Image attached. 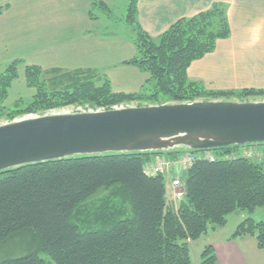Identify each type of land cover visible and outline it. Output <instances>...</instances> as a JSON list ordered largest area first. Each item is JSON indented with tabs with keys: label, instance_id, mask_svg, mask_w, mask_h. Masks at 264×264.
I'll return each instance as SVG.
<instances>
[{
	"label": "trees",
	"instance_id": "1",
	"mask_svg": "<svg viewBox=\"0 0 264 264\" xmlns=\"http://www.w3.org/2000/svg\"><path fill=\"white\" fill-rule=\"evenodd\" d=\"M125 22L134 32L135 55L124 63L148 74L139 90H113L105 74L96 76L98 69L57 72L30 64L25 65V76L37 92L30 101L11 108L5 99L18 74L20 62L14 60L0 73V123L68 105L109 109L133 102L139 106L264 100V88L211 89L188 76L194 60L230 35L225 3L216 1L180 17L153 37L138 19V0H130ZM261 145L264 142L210 150L77 155L2 171L0 242L26 231L35 236L36 250L4 258L0 264H193L190 244L224 226L235 211L246 215L231 237L253 236L263 248L264 219L256 220L252 214L264 207V162L242 154L248 146L264 151ZM185 152L201 156L184 166L185 177L172 175ZM157 156L170 162L167 174L182 180L184 194L178 201L172 193L171 198L166 194V173L144 169ZM39 251L52 261L47 262ZM215 261L214 249L206 243L198 264Z\"/></svg>",
	"mask_w": 264,
	"mask_h": 264
},
{
	"label": "crops",
	"instance_id": "2",
	"mask_svg": "<svg viewBox=\"0 0 264 264\" xmlns=\"http://www.w3.org/2000/svg\"><path fill=\"white\" fill-rule=\"evenodd\" d=\"M44 1L48 3L46 14L40 15L38 10L32 14L31 20L29 16L16 19L30 23L35 33L41 29V25L48 24L52 27L47 38L41 32L37 36L33 34L32 48L41 44L36 55L28 59L29 62L43 68L106 66L110 78L117 79L121 73H127L125 79L131 75L126 80L127 86H123L126 90L135 91L140 88L148 74L132 64L124 63L135 55L133 43L128 38L112 40L115 45L106 41L111 37L86 34V30L90 29L86 6L93 0ZM216 1L227 5L230 35L219 39L213 51L190 64L187 69L189 78L201 81L206 87L213 89L264 88V0H138V19L142 27L156 37L178 18L205 10ZM5 9L10 10L7 5ZM21 11L23 8L19 15H24ZM42 20L43 23L39 25L38 22ZM64 20L66 24L59 28ZM45 40L47 45L43 47ZM119 45L123 47L124 56L121 59H109L110 52ZM126 55H130V58H126ZM70 56H74V59ZM176 171L179 173L180 170ZM168 177L167 188L171 194V175ZM245 215L238 211L230 213L224 226L212 230L207 243L214 249L215 264H264V255L261 259L254 258L260 251L264 252V247H258L255 237H231ZM252 215L256 220H263L264 207L257 208ZM227 226L231 227L230 235L219 237V230H224Z\"/></svg>",
	"mask_w": 264,
	"mask_h": 264
},
{
	"label": "water",
	"instance_id": "3",
	"mask_svg": "<svg viewBox=\"0 0 264 264\" xmlns=\"http://www.w3.org/2000/svg\"><path fill=\"white\" fill-rule=\"evenodd\" d=\"M264 142V100H195L27 115L0 123V172L77 155Z\"/></svg>",
	"mask_w": 264,
	"mask_h": 264
},
{
	"label": "rangeland",
	"instance_id": "4",
	"mask_svg": "<svg viewBox=\"0 0 264 264\" xmlns=\"http://www.w3.org/2000/svg\"><path fill=\"white\" fill-rule=\"evenodd\" d=\"M100 1L102 2V0H93L91 1V3H89L86 6L88 7L87 14L89 17L88 26L90 27V29L86 30V34L95 33V34H102L106 38L111 37L112 39H109L106 41H108L109 43H114V44L115 42L113 41H116L118 39L121 40V39L128 38L132 42L134 32L132 30V27L125 22V14H126L127 6L130 0H109L108 2L103 1L102 3H104L107 8L102 7V5L100 4L101 3ZM6 5H7V8H10V10L5 9ZM47 5L48 3L45 2L44 0H4V1L0 0V73L4 71V68L6 67V65L10 63L11 61L18 60L20 62L19 63L20 65L18 67V74L12 80L11 84L9 85L7 96L5 99V104L7 106H10L11 108L17 102H21L20 104H22V103L30 101L37 92V89L34 86L30 85L26 79L25 65L33 64L29 62L28 59L36 55L38 49L40 48V44H41V43L38 44L36 48L33 49L31 46V38L33 34L35 33L34 28L32 27L30 23H23V22L17 21L16 19L25 18L29 16L31 20L32 14L37 12L38 10H40V15L46 14ZM21 8H23V11H21V14H24V15H19V11ZM47 21L49 22V20ZM65 21L66 20H64V22L59 28H62L66 24ZM42 23H43V20L38 22L39 25ZM40 27L41 29L35 33V36H37L41 32V35H43L44 38H47V35L50 32L49 29L51 30L52 27L48 24L41 25ZM42 45L43 47H45L47 45V41L45 40V43H42ZM122 50H123L122 45L116 46V48L112 50L109 54L111 58L110 57L108 58L113 60L114 58L119 57L121 59L124 56L122 54ZM84 55L82 56L84 57ZM126 56H127L126 58H130V55H126ZM70 57L74 59V56H70ZM41 68L47 69L48 71L52 69V67L51 68L41 67ZM55 69L57 72H67V71L75 70V69H93L95 71L98 69L100 73H98L96 76L102 77V74H105L109 78L110 82L113 80V82H111V84H113L112 86L113 90L132 92V91L126 90V88L123 87L124 85L127 86L126 80L131 75L126 77L125 79L124 76L127 73H121L120 75H118L117 79H113V77L110 78L107 74L106 66H104L103 68L62 67V68H55ZM51 74L52 73H50V75ZM98 77L96 78L95 81L100 83L101 81H99ZM204 86L206 87V85ZM248 99L256 100L260 98L259 97H248ZM135 105L136 104H134L133 102L130 104H125L123 106H135ZM76 110L84 111V110H92V109L87 108L86 106H81V105H78V106L68 105V106L58 108V109L49 110L45 113L76 112ZM32 115H40V114L35 113ZM260 147L264 148V145H261ZM178 166H177L178 170H180L179 174L181 175L180 177L181 178L185 177V174L182 175L184 166L181 165V163L178 164ZM176 173L177 171L172 172V175H176ZM168 175L169 173L165 174L164 182L166 186V194L168 197H170V191H169V188H167L169 184ZM230 228H231L230 226L229 227L227 226L224 230H219L218 232L219 237L224 238V237L229 236ZM211 235H212V230H209L207 234H201V236L198 239H196L194 242L190 244L189 246L190 255L192 257L193 264L197 263V260L199 261L200 252L205 246V244L207 243V240L209 239ZM34 240H35V236L32 233L25 231V232L12 235L11 237L1 241L0 242V260L4 258L20 256L28 252H33L34 250H36V244ZM38 253L47 262L52 261L51 258L46 253H43L41 251H39ZM259 253L260 254H258L257 256H254L255 259H261V257H263L264 254L262 253L264 252L260 251Z\"/></svg>",
	"mask_w": 264,
	"mask_h": 264
},
{
	"label": "built area",
	"instance_id": "5",
	"mask_svg": "<svg viewBox=\"0 0 264 264\" xmlns=\"http://www.w3.org/2000/svg\"><path fill=\"white\" fill-rule=\"evenodd\" d=\"M123 106V105H119ZM119 106H114V107H119ZM79 110V109H78ZM77 111V110H76ZM242 154L245 156H254L259 158L261 161L264 162V151L255 148V147H245L242 149ZM210 159H213V156L211 154ZM201 155L193 154L190 152H185L178 160L177 163L175 164H180L183 166H186L189 164L192 160H194L196 157H199ZM170 162L165 159L164 157L157 156L152 162L147 163L144 167L145 171L147 173L155 174V173H166L167 169L169 168ZM170 185L172 188V199L174 201H178L184 194V188H183V183L182 180L179 177H171L170 180Z\"/></svg>",
	"mask_w": 264,
	"mask_h": 264
}]
</instances>
